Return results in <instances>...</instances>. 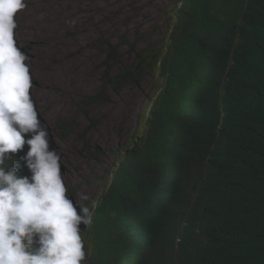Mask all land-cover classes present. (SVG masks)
<instances>
[{"label":"trees","instance_id":"16d2710c","mask_svg":"<svg viewBox=\"0 0 264 264\" xmlns=\"http://www.w3.org/2000/svg\"><path fill=\"white\" fill-rule=\"evenodd\" d=\"M165 1L159 23L125 41L158 39L166 17L170 84L137 148L118 142L114 192L128 190L118 207L128 213L94 232V264H264V0H189L178 21ZM151 59L110 73L86 103L124 93ZM56 127L62 139L82 133L77 119ZM107 155L89 143L83 156Z\"/></svg>","mask_w":264,"mask_h":264},{"label":"rangeland","instance_id":"374dc122","mask_svg":"<svg viewBox=\"0 0 264 264\" xmlns=\"http://www.w3.org/2000/svg\"><path fill=\"white\" fill-rule=\"evenodd\" d=\"M25 2L27 7L16 15L15 35L34 71L36 85L33 89L42 112L56 125L78 120L82 133L62 142L72 163L68 171L72 186L79 188L83 181L96 177L92 180L93 186L83 185L79 189L80 194L90 197L84 202L91 207L92 201H100L112 188L104 181L111 164L116 159L121 160L118 142L125 135L131 143L136 134L147 129L153 101L162 90L164 64L160 68L155 62L162 61L170 52L167 46L172 37L163 39L161 36H167L166 17L158 39L142 42L137 48L125 41L137 35L139 28L147 30L157 25L159 13L167 9V4L165 0ZM114 54L120 57L115 59ZM151 56L146 73L126 86L124 93L110 87L109 103H86L87 97L106 90L110 73L116 70L121 74L131 66L139 67ZM89 143H95V148L106 146L110 154L106 164L83 156ZM97 169L104 172V177L97 176Z\"/></svg>","mask_w":264,"mask_h":264},{"label":"clouds","instance_id":"9594fccd","mask_svg":"<svg viewBox=\"0 0 264 264\" xmlns=\"http://www.w3.org/2000/svg\"><path fill=\"white\" fill-rule=\"evenodd\" d=\"M188 2L174 0L171 11L177 21ZM26 7L25 0H0V264H94V232H100L102 221L116 210L118 215V207L127 203L128 190L114 192L123 160L116 159L105 176L111 190L89 207L84 201L90 197L79 189L93 186L96 177L83 181L79 188L72 186L68 176L72 163L63 139L56 124L42 112L33 89L34 71L15 35L16 15ZM167 49V57L155 62L160 68L164 64L162 90L153 101L147 129L131 143L125 135L121 138L128 152L146 136L169 87L166 71L171 45ZM127 213L119 214L120 222Z\"/></svg>","mask_w":264,"mask_h":264},{"label":"bare ground","instance_id":"6f19581e","mask_svg":"<svg viewBox=\"0 0 264 264\" xmlns=\"http://www.w3.org/2000/svg\"><path fill=\"white\" fill-rule=\"evenodd\" d=\"M52 10V9H51ZM56 29L59 31H61V28L60 27H56ZM53 31H54V29H53ZM47 39H49V38H47ZM46 41H48V40H46Z\"/></svg>","mask_w":264,"mask_h":264}]
</instances>
